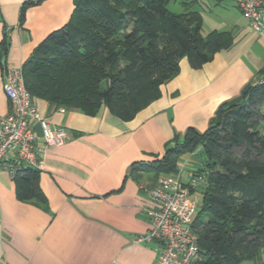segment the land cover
<instances>
[{"label": "crops", "instance_id": "obj_1", "mask_svg": "<svg viewBox=\"0 0 264 264\" xmlns=\"http://www.w3.org/2000/svg\"><path fill=\"white\" fill-rule=\"evenodd\" d=\"M23 1L0 0V117L9 110L5 70L21 68L74 7L73 0H39L25 9L20 23ZM231 1L238 10L232 19L220 16L216 1L192 5L201 13L202 34L229 31L231 47L199 68L182 57L178 73L160 86V97L129 120L103 105L87 115L33 98L40 115L67 128L70 137L45 151L37 183L43 201L19 200L14 180L0 170V264H156L158 243L136 241L150 227L146 208L152 206L141 187L160 176L145 163H156L174 135L182 138L189 128L204 131L218 105L238 97L264 67V29L253 30L238 0ZM206 14L211 17L204 19ZM33 127L41 135L37 122ZM193 154H182L178 165L187 162L195 169Z\"/></svg>", "mask_w": 264, "mask_h": 264}, {"label": "trees", "instance_id": "obj_2", "mask_svg": "<svg viewBox=\"0 0 264 264\" xmlns=\"http://www.w3.org/2000/svg\"><path fill=\"white\" fill-rule=\"evenodd\" d=\"M38 1L22 2L20 23ZM170 1L73 0L68 21L22 64L32 99L87 115L103 105L129 120L160 97V86L178 73L182 57L199 68L231 47L229 31L202 34L201 13L192 8L196 0H179V12L168 9ZM258 75L238 97L218 105L204 131L174 135L156 163H145L167 175L177 171L182 154L194 153V172L203 178L192 222L199 249L194 264H264V82L258 81L264 67ZM39 172L25 168L14 176L19 200L43 201Z\"/></svg>", "mask_w": 264, "mask_h": 264}, {"label": "built area", "instance_id": "obj_3", "mask_svg": "<svg viewBox=\"0 0 264 264\" xmlns=\"http://www.w3.org/2000/svg\"><path fill=\"white\" fill-rule=\"evenodd\" d=\"M238 7L253 30L264 29V0H238ZM258 81L264 82V75ZM2 88L9 110L0 117V170L12 179L25 168L41 171L47 148L64 144L70 137L69 130L53 126L40 115L25 86L22 67L5 70ZM35 122L41 135L34 130ZM186 165L182 162L176 172L141 187L152 206L146 208L150 227L136 241L158 243L156 264H194L198 257V235L192 222L200 201L196 188L203 178Z\"/></svg>", "mask_w": 264, "mask_h": 264}, {"label": "rangeland", "instance_id": "obj_4", "mask_svg": "<svg viewBox=\"0 0 264 264\" xmlns=\"http://www.w3.org/2000/svg\"><path fill=\"white\" fill-rule=\"evenodd\" d=\"M214 2H215V0H208V3H212L213 4ZM179 6H181L180 3H179V0H176V1L175 0H171L168 3V9H170L171 11H178ZM217 10L219 11V14H220L221 17H226V18L232 19V18H235V17L238 16L237 15L238 14V10L234 6V4H233V2L231 0H223L221 2V4L218 5ZM210 17L211 16H209L207 14L204 15V19L210 18ZM236 151L240 152V149L236 148ZM186 155L189 156L190 153H186ZM243 264H251V263L250 262H245Z\"/></svg>", "mask_w": 264, "mask_h": 264}, {"label": "water", "instance_id": "obj_5", "mask_svg": "<svg viewBox=\"0 0 264 264\" xmlns=\"http://www.w3.org/2000/svg\"><path fill=\"white\" fill-rule=\"evenodd\" d=\"M0 57H1V52H0Z\"/></svg>", "mask_w": 264, "mask_h": 264}]
</instances>
